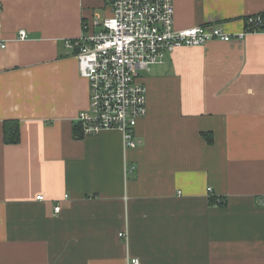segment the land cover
<instances>
[{
	"label": "crops",
	"instance_id": "1",
	"mask_svg": "<svg viewBox=\"0 0 264 264\" xmlns=\"http://www.w3.org/2000/svg\"><path fill=\"white\" fill-rule=\"evenodd\" d=\"M173 5L177 30L264 22V0ZM110 15V0H0V264H264V24L140 72L147 114L126 149L76 127L88 84L64 46Z\"/></svg>",
	"mask_w": 264,
	"mask_h": 264
},
{
	"label": "built area",
	"instance_id": "2",
	"mask_svg": "<svg viewBox=\"0 0 264 264\" xmlns=\"http://www.w3.org/2000/svg\"><path fill=\"white\" fill-rule=\"evenodd\" d=\"M110 8L111 15L103 20L99 33L64 40V46L75 50L78 74L88 84V106L75 120L81 134L117 131L126 149L140 146L135 128L147 114V92L138 81L140 72L162 63L166 55L179 47L241 41L259 32L264 24L261 17L253 16L245 20V29L236 34L219 26L177 30L173 0H110ZM18 39L25 40L26 33L19 31ZM134 170L135 167L127 166L125 173ZM59 210L55 205L54 212ZM127 264H139V260L130 258Z\"/></svg>",
	"mask_w": 264,
	"mask_h": 264
},
{
	"label": "trees",
	"instance_id": "3",
	"mask_svg": "<svg viewBox=\"0 0 264 264\" xmlns=\"http://www.w3.org/2000/svg\"><path fill=\"white\" fill-rule=\"evenodd\" d=\"M76 127H78V126H76ZM78 128L81 132L80 127H78ZM3 129H4V138L3 139H4V142L6 144H17L19 142L20 132H19V124L17 122L6 123V124H4ZM210 201H211V203H215L216 199H211ZM220 203L223 204V201L221 200Z\"/></svg>",
	"mask_w": 264,
	"mask_h": 264
}]
</instances>
